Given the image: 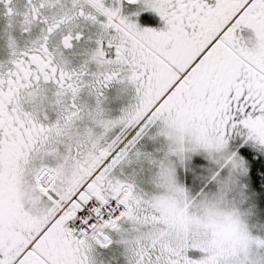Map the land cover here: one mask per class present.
<instances>
[{"label": "snow or ice", "instance_id": "snow-or-ice-1", "mask_svg": "<svg viewBox=\"0 0 264 264\" xmlns=\"http://www.w3.org/2000/svg\"><path fill=\"white\" fill-rule=\"evenodd\" d=\"M0 264H264V0H0Z\"/></svg>", "mask_w": 264, "mask_h": 264}]
</instances>
